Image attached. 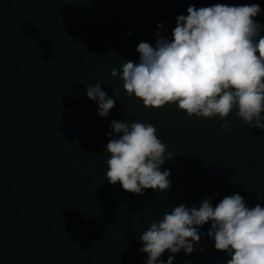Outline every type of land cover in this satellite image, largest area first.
I'll return each mask as SVG.
<instances>
[{
    "label": "trees",
    "instance_id": "obj_1",
    "mask_svg": "<svg viewBox=\"0 0 264 264\" xmlns=\"http://www.w3.org/2000/svg\"><path fill=\"white\" fill-rule=\"evenodd\" d=\"M215 4H258L253 19L264 26V0H0V264H144L139 238L171 207L205 198L214 207L233 194L264 207V130L235 109L221 128L218 116L176 104L145 107L110 75L138 62V44L155 46L157 31L170 39L190 6ZM97 83L117 93L104 118L86 94ZM113 120L156 128L174 156L161 165L166 192L138 195L106 180ZM210 227L200 226L192 253L160 259L226 264Z\"/></svg>",
    "mask_w": 264,
    "mask_h": 264
},
{
    "label": "clouds",
    "instance_id": "obj_2",
    "mask_svg": "<svg viewBox=\"0 0 264 264\" xmlns=\"http://www.w3.org/2000/svg\"><path fill=\"white\" fill-rule=\"evenodd\" d=\"M259 12L258 4L190 6L186 16L176 17L170 39L157 31L155 46L138 44V62L127 60L119 73L112 69L110 75L119 76L126 93L145 107L176 104L188 116H218L225 121L221 128L229 127L227 118L235 109L244 122L264 130V26L253 19ZM86 94L97 103L98 116L107 117L117 93L110 97L97 83L86 85ZM113 134L119 136L105 148L106 180L133 194L166 192L170 172L161 171V165L174 156L166 155L156 128L113 120L109 136ZM209 222L207 236L214 248L231 257L226 264H264V207H247L239 194L224 197L214 207L209 198L199 208L183 203L171 207L139 238L140 250L147 254L144 264H165L160 259L165 251L192 253L203 235L200 226ZM172 260L170 255L167 264Z\"/></svg>",
    "mask_w": 264,
    "mask_h": 264
}]
</instances>
